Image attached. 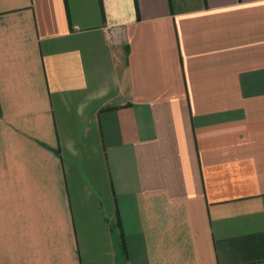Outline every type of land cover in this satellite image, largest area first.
<instances>
[{
	"label": "crops",
	"instance_id": "obj_1",
	"mask_svg": "<svg viewBox=\"0 0 264 264\" xmlns=\"http://www.w3.org/2000/svg\"><path fill=\"white\" fill-rule=\"evenodd\" d=\"M0 264H264V0H0Z\"/></svg>",
	"mask_w": 264,
	"mask_h": 264
},
{
	"label": "built area",
	"instance_id": "obj_2",
	"mask_svg": "<svg viewBox=\"0 0 264 264\" xmlns=\"http://www.w3.org/2000/svg\"><path fill=\"white\" fill-rule=\"evenodd\" d=\"M114 34H115V33L112 34V35H113V38H111V41H112V42H114V39H115V38H114V37H115Z\"/></svg>",
	"mask_w": 264,
	"mask_h": 264
}]
</instances>
